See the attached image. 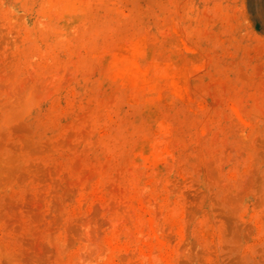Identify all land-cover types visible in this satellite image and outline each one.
<instances>
[{
    "label": "rangeland",
    "instance_id": "obj_1",
    "mask_svg": "<svg viewBox=\"0 0 264 264\" xmlns=\"http://www.w3.org/2000/svg\"><path fill=\"white\" fill-rule=\"evenodd\" d=\"M0 264H264L244 0H0Z\"/></svg>",
    "mask_w": 264,
    "mask_h": 264
},
{
    "label": "crops",
    "instance_id": "obj_2",
    "mask_svg": "<svg viewBox=\"0 0 264 264\" xmlns=\"http://www.w3.org/2000/svg\"><path fill=\"white\" fill-rule=\"evenodd\" d=\"M244 13L253 31L264 38V0H244Z\"/></svg>",
    "mask_w": 264,
    "mask_h": 264
}]
</instances>
